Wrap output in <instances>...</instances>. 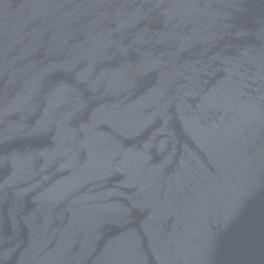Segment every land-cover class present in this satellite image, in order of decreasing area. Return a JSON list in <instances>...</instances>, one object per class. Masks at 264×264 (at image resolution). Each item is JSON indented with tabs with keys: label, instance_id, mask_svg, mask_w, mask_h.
<instances>
[{
	"label": "water",
	"instance_id": "95a60500",
	"mask_svg": "<svg viewBox=\"0 0 264 264\" xmlns=\"http://www.w3.org/2000/svg\"><path fill=\"white\" fill-rule=\"evenodd\" d=\"M0 264H264V0H0Z\"/></svg>",
	"mask_w": 264,
	"mask_h": 264
}]
</instances>
